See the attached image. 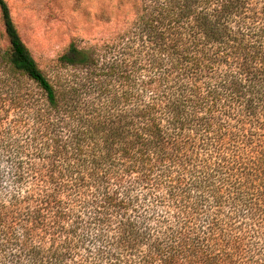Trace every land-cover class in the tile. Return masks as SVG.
<instances>
[{"label": "trees", "instance_id": "trees-1", "mask_svg": "<svg viewBox=\"0 0 264 264\" xmlns=\"http://www.w3.org/2000/svg\"><path fill=\"white\" fill-rule=\"evenodd\" d=\"M145 2L139 40L51 80L0 0V264H264V0Z\"/></svg>", "mask_w": 264, "mask_h": 264}, {"label": "rangeland", "instance_id": "rangeland-1", "mask_svg": "<svg viewBox=\"0 0 264 264\" xmlns=\"http://www.w3.org/2000/svg\"><path fill=\"white\" fill-rule=\"evenodd\" d=\"M5 1L19 35L39 67L51 80H55L57 70H60L65 78L73 79L79 74L73 67L63 69L58 66L59 58L72 44L80 49L98 53L111 48L113 53L109 56H112L122 51L123 42L128 43L126 42L128 39L130 42L139 40L141 29L138 27V22L146 12L144 8L148 4L145 0ZM148 11H151L150 7ZM9 44L0 10V52L7 49ZM21 81L26 85L31 84L23 78ZM6 110L7 116L0 113V118H4L2 120L4 130L12 129L13 121L17 118L14 108ZM12 135L10 141L23 139L18 132L13 131ZM4 158L5 156L0 155V167L7 177L3 179L0 188V200L8 198V193L12 190L10 163ZM177 217L176 209L158 207L150 222L163 220L164 224L174 222V225H178ZM193 224L206 226L207 222H193ZM249 230L250 228L247 231Z\"/></svg>", "mask_w": 264, "mask_h": 264}]
</instances>
